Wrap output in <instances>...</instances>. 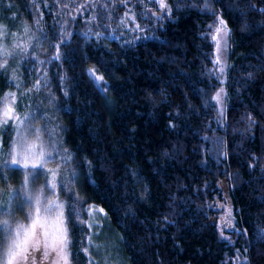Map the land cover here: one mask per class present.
<instances>
[{"label":"trees","instance_id":"1","mask_svg":"<svg viewBox=\"0 0 264 264\" xmlns=\"http://www.w3.org/2000/svg\"><path fill=\"white\" fill-rule=\"evenodd\" d=\"M166 3L0 0V104L12 95L48 133L70 264H90L100 232L125 264H264V0ZM127 9L137 38L120 27ZM14 128L0 127L1 198L41 171L10 164ZM90 206L104 212L93 229Z\"/></svg>","mask_w":264,"mask_h":264},{"label":"rangeland","instance_id":"2","mask_svg":"<svg viewBox=\"0 0 264 264\" xmlns=\"http://www.w3.org/2000/svg\"><path fill=\"white\" fill-rule=\"evenodd\" d=\"M157 4L158 8H160V0H153ZM144 7L147 10L152 11L153 7L146 3H144ZM220 20H223L220 18ZM224 21V20H223ZM120 27L124 30H127L129 33L135 35L134 38L142 35L144 33L143 28L137 23L135 20L134 14L131 10L127 9L123 12L122 16L119 20ZM226 25V23H225ZM220 26V23L218 25ZM217 27V28H218ZM22 31L20 32V36L18 35L17 41L19 40L20 45L25 42H28L30 39V35L27 27L22 26ZM27 28V29H26ZM216 28V29H217ZM5 27L0 25V59L5 53H9L11 51L12 46H9L4 42V34L6 33ZM227 36H224V32L221 31L218 35L215 30V36L220 41L219 50L217 49V40L215 39V58L220 71V86L215 92L214 99L217 105L218 110L222 113L225 109L226 102V88L225 81L226 75L230 64L229 59V29L226 25ZM13 44V42H12ZM18 45V43L16 44ZM13 98L12 95L7 94L5 99L0 104V111H2L4 104H9L13 109ZM14 118L11 119L14 124V137L11 146V156H10V164L13 157L17 159H21L22 163L15 166L23 167L22 157L19 155L27 145L34 144L35 148L33 152L35 153L34 157L29 159V167L33 162H41L42 167H38L41 171L38 174L31 175V180L28 182L25 179L20 185L19 188L4 194L3 198H1L0 193V210L4 209L3 212L0 213V221L7 220L10 225H15L17 223L27 224L29 223V213L34 210L36 198H40V207L43 209L49 203L55 202L56 204L62 205V199L58 197L56 192V187L53 188L52 184L55 182L57 185V180L55 178L56 169L55 164H59L58 161L52 160V148L51 143L48 142L47 132L43 130H39L38 126L33 128L31 125L25 123V120L18 117L16 112L13 109ZM18 117V118H17ZM41 151L43 152V157H40ZM52 161V162H51ZM54 161V162H53ZM14 165V164H12ZM55 174V175H53ZM63 213L62 208H56L53 206L52 210L48 215L52 218L59 213ZM88 218L86 220L87 225L90 229H93L96 225L100 224V220L104 216V212L96 207L90 206L86 210ZM64 219V216H63ZM65 226V225H64ZM99 236V244L96 247L91 248L89 255V263L90 264H125L124 259L121 254L115 250L116 249V240L113 238H108L105 233H96ZM93 240V239H92ZM94 243V240H93ZM95 244V243H94ZM41 253L37 252V264H39V258ZM45 264H50V261L45 262ZM70 264V262H69Z\"/></svg>","mask_w":264,"mask_h":264},{"label":"snow or ice","instance_id":"3","mask_svg":"<svg viewBox=\"0 0 264 264\" xmlns=\"http://www.w3.org/2000/svg\"><path fill=\"white\" fill-rule=\"evenodd\" d=\"M160 7L167 9L166 0H160ZM219 23L221 27L216 29V33L218 35L223 31L226 37L225 22L220 20ZM213 39L217 40V49L219 50L220 41L217 36H214ZM97 79L103 78L98 77ZM13 118L12 107L5 103L2 111H0V127L7 125L9 120ZM34 148L35 145L30 144L19 153L23 160V167H29V159L35 156ZM43 155L41 151L40 157ZM11 163L19 165L22 161L13 157ZM31 167H42V161L33 162ZM52 187H56L55 182H53ZM53 206L62 208V205L53 201L41 209L40 198L37 197L34 210L29 213V223L10 225L8 220L0 221V264H37V252L41 253L39 264H45L48 261L50 264H69L68 230L64 226L62 212H59L55 218L48 215Z\"/></svg>","mask_w":264,"mask_h":264}]
</instances>
